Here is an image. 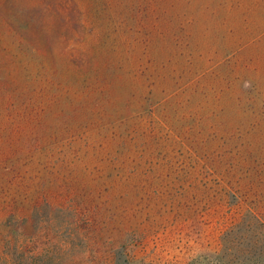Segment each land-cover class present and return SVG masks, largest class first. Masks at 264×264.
<instances>
[{
    "label": "rangeland",
    "instance_id": "obj_1",
    "mask_svg": "<svg viewBox=\"0 0 264 264\" xmlns=\"http://www.w3.org/2000/svg\"><path fill=\"white\" fill-rule=\"evenodd\" d=\"M0 264H264V0H0Z\"/></svg>",
    "mask_w": 264,
    "mask_h": 264
}]
</instances>
